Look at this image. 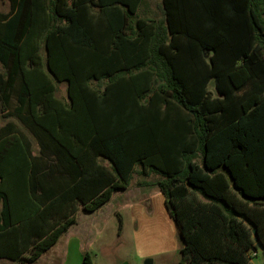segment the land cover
<instances>
[{
    "label": "trees",
    "instance_id": "obj_1",
    "mask_svg": "<svg viewBox=\"0 0 264 264\" xmlns=\"http://www.w3.org/2000/svg\"><path fill=\"white\" fill-rule=\"evenodd\" d=\"M7 2L0 111L37 149L15 123L0 127V260L35 264L79 209L95 212L138 175L156 177L139 186L164 196L181 264H253L264 0ZM81 264H93L86 251Z\"/></svg>",
    "mask_w": 264,
    "mask_h": 264
},
{
    "label": "rangeland",
    "instance_id": "obj_2",
    "mask_svg": "<svg viewBox=\"0 0 264 264\" xmlns=\"http://www.w3.org/2000/svg\"><path fill=\"white\" fill-rule=\"evenodd\" d=\"M0 11H9L7 0H0ZM59 87L64 95V84ZM208 88L217 96L213 82ZM8 121L30 137L36 151L35 141L18 119L0 111V127ZM155 178L134 175L127 190L114 193L95 212L79 209L76 223L35 264H81L84 251L90 254L93 264H181L183 242L166 210L164 196L156 186H139ZM261 260L260 255L253 263L262 264ZM0 264L15 263L0 260Z\"/></svg>",
    "mask_w": 264,
    "mask_h": 264
},
{
    "label": "water",
    "instance_id": "obj_3",
    "mask_svg": "<svg viewBox=\"0 0 264 264\" xmlns=\"http://www.w3.org/2000/svg\"><path fill=\"white\" fill-rule=\"evenodd\" d=\"M254 235H255V231H253V236ZM255 241H256V239H255ZM257 247H258V250L261 251V257L264 260V247L260 243H257Z\"/></svg>",
    "mask_w": 264,
    "mask_h": 264
},
{
    "label": "crops",
    "instance_id": "obj_4",
    "mask_svg": "<svg viewBox=\"0 0 264 264\" xmlns=\"http://www.w3.org/2000/svg\"><path fill=\"white\" fill-rule=\"evenodd\" d=\"M1 127H2V126H1ZM256 254H257V255H256L255 258H258V257L261 255V251L258 250ZM261 261H262L261 263L264 264V260L262 259ZM252 263H253V260H252ZM253 264H254V263H253Z\"/></svg>",
    "mask_w": 264,
    "mask_h": 264
}]
</instances>
